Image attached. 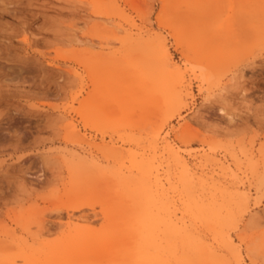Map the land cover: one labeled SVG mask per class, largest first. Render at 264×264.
<instances>
[{
	"label": "rangeland",
	"instance_id": "rangeland-1",
	"mask_svg": "<svg viewBox=\"0 0 264 264\" xmlns=\"http://www.w3.org/2000/svg\"><path fill=\"white\" fill-rule=\"evenodd\" d=\"M143 211L264 264V0H0V264H146Z\"/></svg>",
	"mask_w": 264,
	"mask_h": 264
},
{
	"label": "bare ground",
	"instance_id": "bare-ground-1",
	"mask_svg": "<svg viewBox=\"0 0 264 264\" xmlns=\"http://www.w3.org/2000/svg\"><path fill=\"white\" fill-rule=\"evenodd\" d=\"M256 9H257V7H256ZM256 11H257V13L259 12L258 10H256ZM131 25L133 26L134 24L132 23ZM118 28H119V30L118 29H114V28L113 29L120 31V28L121 27H118ZM128 36L129 37L132 36V33L129 32L128 33ZM85 41H87V45L94 46V43H91L89 40H85ZM79 43H81V42H79ZM82 43H84V42H82ZM162 51H163L164 56L167 57V58H169L168 48H167V46H166L165 43H163ZM182 78H184V77H182ZM184 82H185L184 79H180L179 80V87H180L179 94L181 96L183 95V92L182 91L184 90V88L187 89V88L190 87V86L187 87L184 84ZM222 111H225V108H222ZM72 126H73V131H77V125L72 124ZM95 129L98 130V131L101 130L100 127H95ZM101 132H103V131H101ZM89 145L90 146H93V144H91V143ZM170 148L177 155V157L183 161L184 166H185V168L187 170V173H188V171L191 170V167L188 164L189 162H187L186 160H184V158L181 155V151L180 150L175 149L172 146H170ZM164 149H165V146H164ZM159 173H161V172H159ZM169 176H170V174H169ZM160 185H161L162 188H164L165 182H162V180H161ZM243 196L245 198H248L249 197L248 193H246V192H243ZM196 208H197L199 214L204 215L205 209H203L202 205H198L197 204L196 205ZM161 226L164 227V234L166 233V235L168 237H175V238H181V237H183L186 240L185 242H188L189 245H191L195 249H198V251H200V252L203 251L202 253H205V252H207L209 250L208 249V246L205 245L199 237H194V235L189 230L188 225H186V221L183 220L182 218L169 217L168 219H165V216H163V217H159L157 215L154 216V215H151L150 213H147L146 211H143L139 215V220L137 222H135V223L134 222H131V227L129 228V231H130L129 234H131V233H133L135 231L138 232V235L140 236V238H139L140 239L139 244L136 247V249H130L128 252H125V253H138L137 254V257H138V255H142L143 256L142 258L144 259V262L146 264H155L154 263V258H152L150 255H147V253H150L149 252V249L151 247L157 248V250H158L157 253H161L162 252V250H159L161 245L159 243H157V241H156L157 239H156V236H155V234L157 232V229L159 227H161ZM73 237H74L73 239L75 240L76 243H82L84 241H88L91 238L89 234L87 235V233H83L82 229H80V228H76V233L73 235ZM227 237H230V236H227ZM225 240L228 241L227 238ZM210 257L212 258V256H210ZM202 263L203 264H206L205 263V259H204V261H201V264Z\"/></svg>",
	"mask_w": 264,
	"mask_h": 264
}]
</instances>
